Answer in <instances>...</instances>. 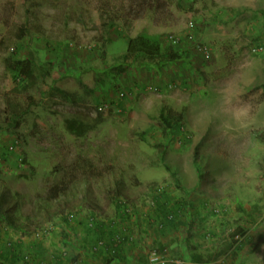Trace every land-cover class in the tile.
I'll return each instance as SVG.
<instances>
[{"label":"rangeland","instance_id":"rangeland-1","mask_svg":"<svg viewBox=\"0 0 264 264\" xmlns=\"http://www.w3.org/2000/svg\"><path fill=\"white\" fill-rule=\"evenodd\" d=\"M145 31L183 58L125 60L129 40ZM169 36L181 39L178 48ZM11 57H30L41 67L28 94L13 91L5 65ZM231 78L244 99L264 103V0H0V156L7 155L0 189L20 192L34 208L63 177L100 176L91 178L92 199L104 213L98 225L90 221L92 205L80 194L87 185H74L75 205L84 212L56 234L41 240L0 222V258L9 254L0 264H105L112 255L100 244L101 233L112 245L118 236L110 233L117 231L131 241L122 250L125 260L112 264L190 262L193 253L217 259L211 264H264V112L251 133L257 147L247 155V167L230 173L223 188L209 185L210 174L230 166L225 149L212 156L201 151L219 123L218 86ZM52 88L75 94L76 104L55 97ZM104 103L110 107L101 112ZM169 111L184 116L185 130L168 138L162 114ZM15 143L18 152L7 154ZM197 152L207 160L205 182L194 163ZM184 159L195 166L182 169ZM115 176L124 181L122 198L135 209L130 217L111 195ZM154 188L170 198L167 210L185 204L183 230L164 225ZM252 211L258 220L248 217ZM12 212L23 220L22 209ZM240 230L257 244L233 260L224 252ZM165 247L166 261L156 253ZM64 254L68 263L57 262Z\"/></svg>","mask_w":264,"mask_h":264},{"label":"trees","instance_id":"trees-1","mask_svg":"<svg viewBox=\"0 0 264 264\" xmlns=\"http://www.w3.org/2000/svg\"><path fill=\"white\" fill-rule=\"evenodd\" d=\"M26 34V28L21 27L18 31L17 36L22 39ZM178 48V45L176 46ZM179 50L171 47L170 49L164 51L162 42L156 36L148 35L145 32H142L136 37L131 38L128 42L127 53L125 56V60H129L134 57H144L152 64H164V62H173L177 59H182L181 55L178 52ZM6 69L11 73L14 88V93L18 94H28L32 90V86L37 79V75L41 70V67L37 64V62L33 58L21 59L18 57H11L5 60ZM52 93L56 94L55 97H59L64 101L71 102L76 104L75 94L68 92L59 88H52ZM32 99V98H31ZM30 99V103L33 100ZM10 103V102H9ZM31 105V104H29ZM184 116L182 114H176L173 111H169L167 113L162 114V127L163 134L166 137L174 136V130H183L184 125ZM185 130V129H184ZM264 140V136L261 137ZM191 138L188 137L185 142H190ZM10 148V147H9ZM9 148L7 150V154H15L17 152H10ZM194 159V163L198 166V170L200 171V180L201 182H205L208 178L205 173H202V165H207V160L200 158V155L197 153ZM2 162L4 163L7 155L0 156ZM21 160V158H20ZM60 171V170H59ZM115 175V174H113ZM117 175V174H116ZM176 176V174H174ZM92 177H100V176H85L82 180H78L77 178L70 179L68 176L61 178L58 182H56L53 186H51L46 195H39V198L36 200L37 204L35 207H27L26 206V198L20 192L11 193L8 190L0 189V222H6V226L8 230H14L16 233H21L23 235H30L34 232L36 237L43 240L42 238H48L49 236L56 234L57 228L62 225L68 227L74 221L77 220L78 216H81L84 212V207L81 205H75L76 199V188L80 183H85L87 187L84 191L80 192L84 195L81 198V201L86 203H91L92 214L89 218L92 222H97L98 225L100 223L99 218L103 215V211L98 210L96 207V202L92 198H94V184L91 180ZM114 181V189L111 190V195L114 198V202L116 206L120 209L121 213L124 216L130 217V213L135 210L132 208L131 203L128 198L123 197V189H124V181L123 179L115 176ZM156 188L152 190V199L154 204L157 206L156 211L159 210L162 215H165V224L173 226L175 229L183 230L186 227V222L182 216L183 209L185 208V204L182 202L174 203L175 210L169 211L167 210L169 199L166 194H157ZM160 191V190H159ZM82 195V194H81ZM171 205V204H170ZM77 206V207H75ZM13 209H22L23 214L21 215L22 221L19 217H17L12 210ZM254 210H259L258 206H255ZM168 213V214H167ZM249 218L258 220L257 215L254 212H247ZM127 217V218H128ZM50 225V226H49ZM162 225V227L164 226ZM93 228V227H91ZM97 229V226L94 228ZM127 228H124L126 230ZM99 230V228H98ZM111 236L117 235V240H114L112 245H108L104 239H106L107 235L101 233L100 244H102L105 248L107 254L111 252L112 255L110 257L105 258V264H112L114 261H124L125 257L122 256V250L124 246L128 242H130L129 237H121L122 233L117 231L115 233H110ZM249 235L248 231L240 230L232 237V243H228L226 256L234 259H237L238 255L243 253H248L255 244V242L251 241L247 236ZM66 241V239H65ZM64 241V242H65ZM257 242V240H256ZM257 244V243H256ZM114 246V247H112ZM166 247L161 251L156 252L159 257L166 261L167 253ZM190 249V246H189ZM193 252V248L190 250ZM9 254L6 256H1L0 259L7 260ZM245 256V255H244ZM67 255L60 256L56 261L59 263H64ZM190 262L186 261L184 264H211L217 259H204L200 254L193 253L192 257H188ZM66 262V261H65ZM68 263V262H66ZM77 264H82V261H77ZM165 264H174L171 262H165ZM177 264V263H175Z\"/></svg>","mask_w":264,"mask_h":264},{"label":"clouds","instance_id":"clouds-1","mask_svg":"<svg viewBox=\"0 0 264 264\" xmlns=\"http://www.w3.org/2000/svg\"><path fill=\"white\" fill-rule=\"evenodd\" d=\"M219 103L215 116L219 123L213 127L201 151L212 156L223 147L230 158V166L218 174H210L211 184L223 188L230 179V173L247 167V155L257 147V140L251 134L260 126V114L264 103H254L244 99V93L235 78L221 82L218 86ZM251 93L250 95H254ZM190 159L181 161V168L194 167Z\"/></svg>","mask_w":264,"mask_h":264},{"label":"built area","instance_id":"built-area-1","mask_svg":"<svg viewBox=\"0 0 264 264\" xmlns=\"http://www.w3.org/2000/svg\"><path fill=\"white\" fill-rule=\"evenodd\" d=\"M190 28H191V29H194V28H195L194 23H191V24H190ZM188 40H191V41L195 40V34H194V33H189V34H188ZM167 41H168L169 43H171V44H175V45L177 46V45L180 44L181 39H179L178 37H175V36H169V39H168ZM197 48H198V50H199L200 52H202V53H204V54H207V53H208V49H207V48H204V47H201V46H198ZM255 51H258V50H255ZM123 96H124V95L122 94V97H123ZM109 107H110V104H109V103H104V104L99 108V110H100L101 112H105ZM19 148H20V144H19V143H15V144H13V145L10 146L9 151H10V152H18ZM0 162H2V159H1V158H0ZM39 237H40V236H39ZM37 238H38V237H37ZM38 239H39V238H38ZM177 256L179 257V254H178ZM176 263H177V264H184L183 261H177Z\"/></svg>","mask_w":264,"mask_h":264},{"label":"crops","instance_id":"crops-1","mask_svg":"<svg viewBox=\"0 0 264 264\" xmlns=\"http://www.w3.org/2000/svg\"><path fill=\"white\" fill-rule=\"evenodd\" d=\"M255 243H256V242H255ZM255 243H254V244H255ZM54 259H56V257H55V256H54ZM56 260H57V259H56ZM249 264H250V262H249Z\"/></svg>","mask_w":264,"mask_h":264}]
</instances>
